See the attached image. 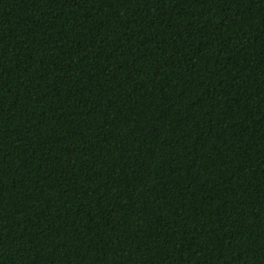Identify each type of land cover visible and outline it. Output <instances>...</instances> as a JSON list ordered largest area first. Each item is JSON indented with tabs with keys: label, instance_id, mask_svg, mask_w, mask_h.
<instances>
[{
	"label": "trees",
	"instance_id": "16d2710c",
	"mask_svg": "<svg viewBox=\"0 0 264 264\" xmlns=\"http://www.w3.org/2000/svg\"><path fill=\"white\" fill-rule=\"evenodd\" d=\"M0 264H264V0H0Z\"/></svg>",
	"mask_w": 264,
	"mask_h": 264
}]
</instances>
